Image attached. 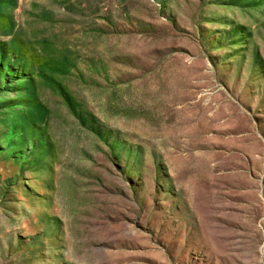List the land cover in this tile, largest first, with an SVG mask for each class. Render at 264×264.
<instances>
[{
    "label": "rangeland",
    "instance_id": "obj_1",
    "mask_svg": "<svg viewBox=\"0 0 264 264\" xmlns=\"http://www.w3.org/2000/svg\"><path fill=\"white\" fill-rule=\"evenodd\" d=\"M0 264H264V0H0Z\"/></svg>",
    "mask_w": 264,
    "mask_h": 264
}]
</instances>
